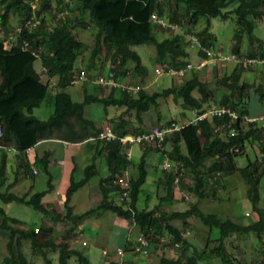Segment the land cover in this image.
I'll use <instances>...</instances> for the list:
<instances>
[{"label":"trees","instance_id":"16d2710c","mask_svg":"<svg viewBox=\"0 0 264 264\" xmlns=\"http://www.w3.org/2000/svg\"><path fill=\"white\" fill-rule=\"evenodd\" d=\"M32 2L35 3L34 6ZM231 2H235L232 9L223 10ZM153 12L163 18L167 16L169 21L179 24L182 30L159 37L156 29L162 26L152 21L150 15ZM231 12L239 26L234 34L233 53L239 55L240 41L247 34L248 39L257 44L255 51L248 56L264 58V38L252 33L253 19L264 17V0H0V26L3 30L0 35V201L27 204L44 215L52 212L51 222L68 220L74 225L78 224L92 214L94 209L89 208L82 213L74 212L70 203L71 197L90 177L99 174L94 159L104 151L108 172L99 177L102 196L98 208L109 209L119 216L130 218L137 227V234L143 233L149 244L154 245L152 248L150 245L146 254H135L148 256L155 246H162V236H168L167 242L179 248L178 254L176 257L161 255L157 264H181L183 259L185 264H198L201 261L212 264L215 259L220 264H245L230 253L225 239L232 234L252 232L258 240L264 241V197L261 198L259 191L264 173V154L253 159L247 158L243 167L237 165L236 158L244 153L245 142L251 144L254 138H264V128L256 127L251 122L243 123L239 118L233 123L235 131L232 134L219 135L209 125V118L182 123L179 129L172 131L167 137L169 146L166 144V148L161 149L153 145L160 151V161L166 157L171 160L169 169H163L161 165L163 173L157 178L158 187L164 186V192H154L158 202L152 207L147 203L145 207H138L137 199L147 173V146L144 145L145 149L137 164V174H125L130 161L126 157L129 145L118 139L91 138L102 126H97L92 119L85 116L86 104L99 102L103 104L105 111L110 105L124 107V111L132 110L134 121L122 115L106 116L112 131L117 135H125L147 128L143 124L145 114L151 107L157 111L159 100L171 96L175 102L180 99L187 110H201L209 104L210 97L214 98L216 88L211 87L208 80L201 79L197 68H193L190 75L186 77L188 72L185 73V77L176 86L173 84L152 91L142 87L136 92H130L113 87L102 93V87L92 81L94 74L90 75L89 80H84L94 92L86 87L82 100H74L66 90L73 83L76 73L83 69L75 67V62L80 59L83 63L81 56L88 48L92 60L106 52L110 68L120 79L127 73L141 76L145 71L139 53L133 48L135 44H152L159 63L175 68L183 67L189 62L191 43V39H185L184 28L194 27L200 17H205L206 25L192 35L197 36L202 44L211 47L213 33L209 31L210 18H225ZM43 14L51 16V23ZM12 15H17L19 19L11 27ZM29 19L37 22L33 25L26 24ZM88 25L95 28L90 47L75 31L79 26ZM16 26H20L21 31L7 48L3 40ZM23 40L28 41L27 48L21 46ZM198 54L206 57L200 49ZM36 60H39L41 70L34 67ZM128 62H131V67L127 66ZM237 64L243 65L241 61ZM86 68L87 71L93 69L94 62L89 61ZM42 74L48 79L42 81ZM236 76L237 74L233 75ZM54 77L57 81L52 84L51 79ZM229 77L225 74L220 79L226 89L220 97L221 103L230 105L240 116L244 113L254 115L249 110L248 99L252 91L257 92L260 99L264 97V78L255 84L249 80L237 79L227 82ZM50 87L54 91L53 111L47 118L41 119L34 115L33 108L41 104ZM195 90L200 93L198 96L194 95ZM224 118L211 117L214 123ZM43 136H60L69 141L91 138V144L96 143V152L92 155L93 160L85 166L84 176L80 180L70 176L63 203L64 210L56 209L54 205L49 207V204L42 201L47 189L22 194L10 191L18 176H26L32 180L35 178L36 172L31 168L32 163L48 174L51 151L47 150L45 155L37 157L34 162H30L26 155V150L35 147L37 140ZM261 150L264 152V147ZM9 152L16 159L14 178L2 189ZM185 172L191 175L192 181L187 188L196 200L183 211L161 210L159 207L163 202L173 199L175 187L180 186ZM115 174L127 178L128 190L124 197L121 196L124 187L114 182ZM233 175H238L245 181L247 197L256 213V218L247 223L229 216L222 217L216 212H204L199 206V201L206 197L217 198L221 195L224 198L223 194L226 192L217 191L216 186ZM224 185L223 183L222 187ZM51 186L48 182L49 189ZM113 188L117 189L121 201H116L115 195H110ZM173 219L180 220L185 227L191 220L198 221L197 226L206 232L202 247H192L190 251V241L185 238L183 228L172 223ZM213 228L218 230L216 238L213 237ZM0 230H7L9 233L0 264H12L15 260L17 264H37L29 261L23 253L24 240L29 241L33 254L41 255L42 262L39 264H52L49 250L57 252V264H68L71 256H75L80 264H92L82 250L71 246L72 236L69 234L72 227L66 231L67 234L59 235L55 233L56 229L51 223L43 222L38 227L24 226L20 218L9 215L0 204ZM130 243H125L122 247L126 250L130 247L132 249L134 242ZM125 259L124 263L128 264Z\"/></svg>","mask_w":264,"mask_h":264},{"label":"rangeland","instance_id":"374dc122","mask_svg":"<svg viewBox=\"0 0 264 264\" xmlns=\"http://www.w3.org/2000/svg\"><path fill=\"white\" fill-rule=\"evenodd\" d=\"M32 5L34 6L35 3L32 2ZM235 5V2L229 3L223 10H229L232 9V7ZM16 16V17H15ZM44 17H47L46 20L51 23L52 18L51 16L47 14H43ZM17 15L11 16V27L13 24H16ZM168 17L166 16L165 19ZM169 19V18H168ZM167 19V20H168ZM253 31L252 33L256 36H260L264 38V17L262 19H253ZM206 25V18L200 17L198 22L193 26H190L189 28H184L185 33V39L189 40L190 36L195 33L196 31L202 29ZM239 28L237 25L235 15L233 12H231L227 17L221 18L219 16L210 18V26L209 31L213 33V45L211 48L213 49H219L223 52V54L228 55L229 53L233 52L232 47L235 42L234 34L235 31ZM186 29V31H185ZM174 30V31H173ZM170 29L166 27L157 28L156 33L159 37H162L166 34L176 33L180 32L182 29L179 27L178 29ZM78 32L80 38H82L86 43H88V47L92 45L93 37L95 28L92 26H79L75 30ZM3 33V30L0 26V35ZM190 35V36H189ZM256 42H252L248 39L247 34H244L242 36V39L240 41V50L239 55L237 57L242 58L244 56H248L249 53H252L256 49ZM133 48L139 53L141 57L142 64L145 66V71L143 74L132 76L131 73H127L121 80L125 82H134L139 81L140 85L142 87L146 88L149 91L158 89L159 87H166L169 85H177L178 81L183 79L185 76L188 77L190 75V71L183 77V75L178 76L177 74H171L164 70H162L160 73H157L155 71L156 66H161L163 64L159 63L158 60H156V54H155V48L152 44L148 43H141V44H135ZM106 51V50H104ZM190 53L193 54L192 60H189V62L194 66V68L198 71L199 77L201 79L208 80L211 87L216 88L215 96L210 97L209 104L212 102H218L221 103V95L223 91H226L225 87L223 86V83L220 81V79L223 77V75L228 74L230 77L227 82H233L235 79L238 81L242 80H249L251 82H255L257 84L264 78V66L261 64L256 65H238L236 60H225V59H219L216 56H207L208 58H202L200 55H198V49L196 48H190ZM106 52H103L100 56L95 57L93 60L90 57V50L89 48L85 50V52L82 54L81 59L83 61L80 62V59H77L75 62V67L83 68L87 71V64L89 61L92 63L94 62V68L87 71V75L94 74V77L98 72H101L105 70L106 68H110L109 61L105 56ZM199 57V59H197ZM216 62L213 67L210 69H206L209 61ZM209 60V61H207ZM208 62V63H207ZM235 63V64H234ZM210 64V63H209ZM237 64V66H235ZM128 67H131V62H128ZM34 67L38 70H41V65L39 60H36L34 62ZM175 68V67H173ZM178 69V68H175ZM190 70V69H187ZM234 74H237L236 77H233ZM232 76V77H231ZM44 78V76H42ZM41 77V78H42ZM46 79V78H45ZM44 79V81H45ZM54 82L57 81L56 77L53 78ZM264 80V79H263ZM262 80V81H263ZM86 87L93 91V88H91L89 85H87V82L84 80H75L73 83H71L69 86L66 87V90L71 94V97L74 100H82L84 96V90ZM106 88L102 87L101 92L106 93ZM98 91V90H97ZM194 95H199L200 93L198 91H193ZM53 87H50V89L47 91L45 99L41 102V104L37 107L33 108V113L38 118H47L51 112L53 111ZM159 109L156 111L151 107V109L145 114V118L147 120L146 123L148 125H153L158 122H162L163 120H175L179 123H184L187 120L191 119L193 117L192 112L181 104L180 99L178 101H174L171 96L164 100H159ZM208 105V104H207ZM248 107L251 113L254 114H263L264 115V97L262 99L259 98V95L257 92L252 91L249 99H248ZM104 110L103 104L99 102H90L86 104L85 106V116L89 119H92L97 126L100 127V123L105 119V116H119L122 115L125 118H130L132 121H134L133 116L134 112L132 110L124 111V107L120 106H114L110 105L107 107V111ZM159 117H161L159 119ZM165 117V118H164ZM164 118V119H163ZM163 119V120H162ZM145 120V121H146ZM144 121V122H145ZM108 122V118H106L103 121V125H106ZM60 129V128H58ZM60 131V130H57ZM51 140V139H49ZM52 143V142H49ZM147 146L146 147V179L141 185V191L139 192V196L137 199V206L138 207H145V204L147 203L149 207H152L154 204L158 202V199L155 195V191L158 190L160 192H164L163 187H158L157 178L163 173V170L161 168L162 161H160V151L156 149L152 143L143 142L138 145V143H132L130 145L131 152H130V158L132 161L137 162L133 165H129L130 168V176L131 171L132 173L137 174V164L139 163L140 157H139V147L138 146ZM149 145V146H148ZM154 147L153 149H150L149 147ZM167 146L168 142H167ZM264 147V138H254V141L252 143L245 142V149L244 153L241 155H238L236 158L237 165L239 167H243L247 163V158L253 159L255 156L263 155L264 152H262L261 148ZM51 150V156L52 157H60L62 156V148L59 146H56V144H52L50 147ZM238 151V150H237ZM79 155V154H78ZM76 156L74 159L76 163V168L73 171V177L75 180H80L84 176V168L85 166L90 163L93 159L91 156V153L82 152V156ZM0 161H1V152H0ZM15 161L14 158H6V175H5V183L2 186V189L4 187L13 181L14 175H13V169L15 167ZM99 174L94 175L88 179V181L83 184L77 191L74 193V198H72L70 201L71 203H76L75 201H78L80 198H83L82 204L85 203V207H88L91 202H93L92 207L93 213L85 220H80V224H72L70 221H60L56 220L53 223L56 225V232H67L65 230H68L70 227H72V231H77L78 228L83 229V233L79 236L80 242L82 239H85L88 241V244L86 246H80L76 242L75 245L73 242L70 241L71 246H77L82 249V252L85 254H88V256L91 258L90 260L95 262V264H98V257L101 258L103 255L101 254L102 246L103 248H115L114 246L116 244H123L124 240L126 238V226L128 224L129 228V238H134L138 234L137 227L134 225L132 220L130 218H125L122 216H119L115 214L113 211L109 209H102L98 208L99 199H101V188L99 187V177L101 175H105L107 173V167H106V161L103 156H97L94 159ZM69 162L66 160V163ZM51 164L54 166V162L51 161ZM70 164V163H69ZM129 174V173H128ZM237 174V173H236ZM62 175H60L61 178ZM36 180V179H34ZM38 183L44 184V181L46 180V176L43 175L38 179ZM54 183L56 182V178L53 179ZM62 180V179H61ZM65 180V179H64ZM67 177V181H68ZM192 181L191 175L188 172H185L183 174L182 183L180 182V186L175 187L174 197L173 199L169 201L163 202L159 208L161 210L165 211H183L186 208H188L195 200L196 198L193 196L191 191L187 188V185L190 184ZM212 182V180H209ZM32 183V179L26 176H18V179L13 182L11 185L10 191L16 192L18 194L25 193L29 191V185ZM210 183V182H209ZM225 184L222 187V184ZM38 186V185H36ZM55 186V184H54ZM48 187V185H47ZM56 187V186H55ZM214 187V186H211ZM41 188V187H38ZM217 191L226 192L223 194L224 198H221V195L217 198L212 197H206L200 200L199 206L201 207L204 212H216L222 217H231L234 219L239 220L242 223H247L253 218H256V213L252 209L251 202L249 198L247 197L246 193V183L244 180L240 179L238 175H233V177L228 176L224 181H220V183L216 186ZM54 188L50 189L47 193H45L42 196V201L45 203L47 200L51 197H54V202L57 201L60 203V208L64 210V200L65 194L60 193L58 196H56V193L54 192ZM259 191L261 198L264 197V173L260 180V186ZM219 192V193H220ZM110 195H115L114 199L116 201H121L119 197V194L117 193V189L113 188L112 191H110ZM79 198V199H78ZM77 199V200H76ZM0 204L4 206L7 213L11 216H16L20 218L23 222L24 226L28 227H38L40 224H42L46 217H50L52 212L44 215L43 212L40 210L34 209L32 206L23 204V203H17L14 201H10L7 203H2L0 201ZM54 205V203H53ZM78 206V204H76ZM76 206V207H77ZM54 207H56L54 205ZM80 209H75L77 212H80L81 210H84L85 207L78 206ZM83 212V211H82ZM246 212L248 214H246ZM87 223V224H86ZM172 223L177 225L180 228H183L184 236L185 238L190 241L191 248H200L204 244V236L206 235L205 230L200 229V226H197L199 223L198 221L191 220L190 224L185 227L182 225L180 220L173 219ZM72 224V225H71ZM203 228V227H202ZM132 229V230H131ZM131 230V231H130ZM213 231V237H218V230L216 228L212 229ZM75 233L70 232L69 236H73ZM124 234V235H123ZM137 234V235H136ZM9 233L7 230H0V263L2 256L5 253V244ZM168 236H162L161 242L162 246L157 247V254L152 257V259L157 264L159 261V257L161 255L167 256V257H176L179 251V248L176 245H173L172 243L167 242ZM76 238V237H74ZM135 239V238H134ZM225 244L227 246V249L232 253L236 258L240 259L241 261H244L245 264H264V241L258 240L255 234L252 232H248L245 234H232L229 237L225 239ZM91 249V252L89 251ZM22 251L25 254V256L29 259V261L34 263H41L42 257L39 254H33L30 243L28 240H24L22 244ZM89 251V252H88ZM189 251V252H190ZM126 255H128L130 252L128 250L125 251ZM98 254V257L97 255ZM49 255L52 258V264H57V252L53 250H49ZM102 262L103 260H99ZM184 259L182 260L181 264H185ZM104 263V262H103ZM12 264H17V260L13 261ZM68 264H80L75 256H71L68 259ZM198 264H205L204 261L199 262ZM212 264H220L219 260H214Z\"/></svg>","mask_w":264,"mask_h":264},{"label":"built area","instance_id":"2783aa9c","mask_svg":"<svg viewBox=\"0 0 264 264\" xmlns=\"http://www.w3.org/2000/svg\"><path fill=\"white\" fill-rule=\"evenodd\" d=\"M151 19L156 24H160L162 27L170 28V29H178L181 26L179 24H176L172 21H169L161 16H157L156 13H151ZM37 21L32 22L31 19L26 21V24L33 25ZM21 31L20 26H16L14 30L9 32V36L6 37L3 40V44L5 47H10L12 45V42L16 39L19 32ZM191 43L190 48H196L202 50L206 57L202 58H208L209 56H216L219 59H225V60H236L241 61L243 65H255V64H263L264 65V58H259L257 56H244L242 58L237 57V55L233 52L229 53L228 55L223 54L222 51L219 49H213L211 47H208L201 43L199 38L195 35L190 36ZM21 46L23 48H27L28 41L23 40ZM208 56V57H207ZM194 66L187 62L183 67H180L178 69H175L171 66H166L165 64L161 66H156L155 71L157 73H160L162 70L165 69L166 72L171 74H177L178 76H181L190 70H192ZM190 69V70H187ZM95 74V73H94ZM115 71L112 68H106L105 70L98 72L95 77H93L92 81L99 84L101 87L106 88V90H110L111 88L116 89H123L130 92H136L140 88H142V85H140L139 81L134 82H125L122 81L119 77L115 76ZM45 78L48 79V77L44 74ZM45 79V80H46ZM89 80L90 76L87 75V72L85 69H80L75 76V80ZM51 83H54V79H51ZM51 84V85H52ZM190 111L193 114V117L189 120H187L184 123L189 122H196L198 119L201 118H211L213 116L216 117H225L223 120H221L218 124H214L213 130L214 132L218 133L219 135H224L225 133H233L235 131V127L233 123L237 121L240 118V121L243 123L251 122L254 123V126L264 128V115H249V114H240L234 110L230 105L218 103V102H212L206 106H204L201 110L196 109H190ZM182 126V123H179L175 120H170L169 122L162 121L158 122L156 124H153L146 129H143L139 131L138 133H127L125 135H117L112 129L110 128L109 124L103 125L101 130L97 132V134L91 138L93 139H118L123 144H128L129 148L126 151V157L130 158V145L132 143H140L147 142L152 143V145H155L159 148H166L167 144V137L171 134L172 131L179 129ZM0 134H1V125H0ZM235 150H238L237 147H234ZM171 166V160L166 157L162 161V168L163 169H169ZM34 172H36V169H32ZM126 173V172H125ZM178 177L175 178V183H177ZM114 182L119 183L120 186L124 187V190L121 193V196H125L127 194V187H128V181L126 177H123L121 175L115 174ZM134 244L132 245L133 248L131 251L133 253H144L146 254L150 250L149 241L145 238L143 233H139L135 239ZM84 243V241H83ZM126 249L122 246H117L113 249H104L103 255L109 257L110 264H125L124 259L126 257L125 253Z\"/></svg>","mask_w":264,"mask_h":264},{"label":"crops","instance_id":"0c3cea01","mask_svg":"<svg viewBox=\"0 0 264 264\" xmlns=\"http://www.w3.org/2000/svg\"><path fill=\"white\" fill-rule=\"evenodd\" d=\"M192 56H193V54L190 53V56H189V59L190 60H192ZM197 59H199V57H197ZM207 61H209V60H207ZM209 63L207 65L206 69H208V68L211 69L216 62H212V60H211V61H209ZM42 76H44V74H42ZM44 79H45V76H44V78L43 77L41 78L42 81H44ZM107 117H110V116H107ZM107 117L105 116V119ZM160 118L161 117H159V119ZM145 120H146V118L144 117L143 124L145 126L149 127V126L152 125V124L151 125H148V123H146L147 120L146 121ZM207 120H208L209 125L212 127V130H213V125L219 123V122L214 123L211 118H209ZM103 121L100 123L101 124L100 126H102ZM163 121H165V120H163ZM73 124H75V121H73ZM49 139H51V140H49ZM88 139L89 140H87V139H80L78 141H75V140L69 141V140H67L65 138H62L60 136H52V137L43 136L41 139H38L37 140L38 141L37 142V145L35 147L28 148L26 150V155H27V158L29 159L30 162H34L37 159V157H40L42 155H45V153H46L47 150L51 151L50 150V147H51L52 144H56V146H59L60 148H62V153L63 154H62V156L57 157V158L51 157V161L54 162V166L50 162V164L48 166V174L45 173V172H43L38 166H36L35 164L32 163L31 168L32 169L33 168L36 169V173H35L36 175H35V178H34L36 180H34V179L32 180V183H30V185H29V189H28L29 191H27V192H33V191H36V190H43V189H47L49 191L50 189L54 188L55 189L54 192L56 193V196H58L60 193H64L65 194L66 189H67V187L69 185L70 176L73 175V171L76 168V163L77 162H75V160H74L76 158V156L78 154L80 156H82V152L91 153V156H92L93 153L96 152V145H95L96 143L94 144V142H92L93 144H91V138H88ZM49 142H52V143H49ZM138 147H139V150H140L139 157H141L142 151L145 149V146H138ZM130 152H131V148H130ZM99 156H103L104 159H105V153H104V151H102V153ZM8 158H13V153L12 152H9L8 153L7 159ZM66 160L69 161V162L66 163ZM135 163H137V162L132 161L131 158H130V161H129L127 170H125V172H126L125 174H127L128 176H130V172H129L130 171V168H129V165H133ZM106 166H107V164H106ZM132 172L133 171H131V175L132 176L136 175V174H134ZM43 173L46 176V180L44 181V184H43V181H42V184H40V183H38V181H39L38 179H40V177L43 175ZM60 175H62L61 178H60ZM67 177L69 179L68 181H67ZM54 178H56V180H55L56 182L55 183H54V180H53ZM48 182H50L52 184V186H51L50 189L47 187ZM54 184H55L56 187L54 186ZM36 185H38V186H36ZM38 187H41V188H38ZM48 191H46L45 193H47ZM74 193H73V195H74ZM73 195H72L71 199L74 198ZM63 200H64V198H63ZM75 202L76 203L74 204V203H71V201H70V203L72 204L73 211L76 212V213H82V211L84 212L85 210L89 209L93 205L92 204L93 202H91L88 207H85V203L82 204L83 198H80L78 201H75ZM45 203L46 204H49L50 205L49 207H51V205H53V203H54V205L56 206V209H59L60 210V207H61L60 206V203L57 202V201L54 202V197L49 198L47 200V202H45ZM76 204H78V206H82L83 205V207H85V209L84 210H81L80 212H77L76 210L77 209H80V208ZM89 216H90V214L85 218V220ZM50 217H46L45 220H44V223H51L55 227V229H56V225L53 223L54 221L51 222ZM80 222L81 221H79V223L77 225H79ZM65 231H67V230H65ZM70 232L75 233L72 236L71 240H70L71 242L74 243V245H75L76 242L80 246H83V245L86 246L88 244V241H86L85 239H82L80 242H78L79 241V236L83 233V229H81V228L79 229L78 228L77 231H70ZM60 234L65 235V232H60L59 235ZM124 234L127 235L126 238H125V240H124V243L123 244H116L114 247L122 246L125 243H128V245H129V244H131L130 242H133L135 236H134L133 239L132 238H129V236H128V234H129L128 224L126 226V233H124ZM74 237H76V238H74ZM83 241H84V243H83ZM78 245L77 246H74V247L77 248V249H79V250H82L81 248L78 247ZM152 246H154V245L151 244V248H152ZM104 249H113V248L112 247H110V248H105L104 247L103 248V246H102V250H101V254L102 255H103V250ZM127 250L130 252L128 255H126V259H125L126 260V263H128V264H156L155 261L152 259V257L150 258V256H153V255L155 256L157 254L158 250H157V247L156 246L152 249V251L150 252V254L148 256L137 255V254L133 253L131 251V247L129 249H127ZM89 251L91 252V249H89ZM96 255L98 257V254H96ZM86 256L89 258V260L91 259L88 256V254H86ZM99 260H103V261L100 262ZM91 262H92V264H95V262H93V261H91ZM97 262H98V264H110L109 257H107L105 255H103V257H101V258L98 257V261Z\"/></svg>","mask_w":264,"mask_h":264},{"label":"clouds","instance_id":"9594fccd","mask_svg":"<svg viewBox=\"0 0 264 264\" xmlns=\"http://www.w3.org/2000/svg\"><path fill=\"white\" fill-rule=\"evenodd\" d=\"M206 106V105H205ZM137 235V234H136Z\"/></svg>","mask_w":264,"mask_h":264}]
</instances>
